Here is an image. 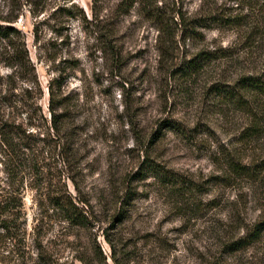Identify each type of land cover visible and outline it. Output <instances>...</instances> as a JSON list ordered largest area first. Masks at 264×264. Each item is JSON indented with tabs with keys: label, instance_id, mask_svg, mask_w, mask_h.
Returning a JSON list of instances; mask_svg holds the SVG:
<instances>
[{
	"label": "rangeland",
	"instance_id": "rangeland-1",
	"mask_svg": "<svg viewBox=\"0 0 264 264\" xmlns=\"http://www.w3.org/2000/svg\"><path fill=\"white\" fill-rule=\"evenodd\" d=\"M249 3L0 0L2 12L18 14L14 24L26 37L42 114L51 116V85L62 115L56 130L33 108L0 105L1 125L23 122L35 149L29 170L15 162L19 150L0 141V188L20 192L24 224L14 223L25 230L11 243L0 227V264H39L42 251L50 264H78L80 257L87 264H264V233L237 249L228 246L264 212L263 185L213 179L225 168L216 161L223 146L245 161L264 152V131L239 141L247 114L214 91L217 83L232 86L246 73H262L248 72L256 56L239 50L247 25L196 27L189 36L170 20L176 12L256 14ZM144 8L162 14L163 23ZM225 47L231 49L220 51ZM200 50L214 52L212 58L197 72H176ZM8 73L0 66L1 83ZM25 86L18 81L17 91ZM168 122L182 131L165 127ZM148 164L176 183L150 173L136 178ZM127 185L133 199L122 207ZM70 202L81 221L67 219Z\"/></svg>",
	"mask_w": 264,
	"mask_h": 264
},
{
	"label": "trees",
	"instance_id": "trees-1",
	"mask_svg": "<svg viewBox=\"0 0 264 264\" xmlns=\"http://www.w3.org/2000/svg\"><path fill=\"white\" fill-rule=\"evenodd\" d=\"M250 6L254 9L256 14L245 16L242 14H226L216 13L208 11L205 14L197 17L186 18L181 12H176L178 17L175 19L173 16L170 18L171 21L177 25L182 26V32L191 36L193 30L196 27H219L225 25H236L241 27L242 23L247 25L244 36L239 37L238 41L240 45L239 50L245 57L256 56L253 65V69L248 72H262L260 74L246 73L243 76L235 80L234 84H216L215 92L220 96L225 97L230 102H235L239 107L244 110L249 119L248 124L241 129L238 133V139L244 142L248 139H254L261 136L264 131V0H249ZM240 2L237 4V6ZM72 5V4H71ZM131 5V4H129ZM247 6V5H246ZM41 8L40 11L43 10ZM148 17L156 19L158 22L163 23V15L155 10L144 8ZM58 11L64 14H69L70 9L67 6H58ZM18 14L14 10L2 12L0 10V66L7 68L9 73L5 76L6 82H0V105L7 103H14L15 105L20 104V107H26L28 109L33 108V112L39 113V117L43 122H49L53 124L54 129H58L57 122L62 119V115H59L55 106L59 102L55 101V92L50 85L48 87V111L51 115L49 119L42 114L38 100L42 96V90L35 78L34 68L30 62L29 52L26 46V37L24 33L15 26V21ZM84 17V16H83ZM179 20V23L177 22ZM193 29V30H192ZM195 31V30H194ZM186 36V35H185ZM229 48H220V51L226 52ZM214 53V52H212ZM208 50L198 51L192 58L187 59L182 65L179 66L176 72H197L202 63L205 60L211 59ZM255 66H259L256 69ZM255 67V68H254ZM2 79V76H0ZM24 80L26 86L22 88L20 92L17 91L18 81ZM165 127L174 129L181 132L183 127L180 124L168 122L164 124ZM50 128V125H49ZM34 137L32 131L28 130L23 122L16 121L13 118L7 119L4 124L0 123V141L4 145L14 148L20 151V154L15 153V162L18 161L20 165L31 170L34 167L30 152H34L33 141ZM236 153H232L228 148L222 147L220 151H217L216 161L223 162L225 168H221L222 174L213 176L215 181L228 182L232 178H248L253 181L254 184L263 185L264 187V152L255 153L252 160H243L241 157H237ZM252 155V154H251ZM17 163V164H18ZM17 166V165H16ZM24 167V168H26ZM150 173L152 176L163 177L164 180L170 183H176L177 178L172 174H161L160 170L156 169L154 165L148 164L144 172L142 169L137 171L135 174L136 178L142 179ZM22 178V177H21ZM22 180V179H21ZM23 184H21V187ZM8 187H10L8 185ZM20 192H14L6 190V188H0V227L4 230V234L1 235L3 239H16V235L21 231L25 233L24 228H20L15 224L16 219H21L23 214V204L20 202ZM18 194V195H17ZM133 197V190L129 185L124 188L123 195L121 196L122 207L127 201H130ZM19 199V200H18ZM17 200L18 204H14ZM70 210L67 214V219L70 221L84 218L79 215L78 206L70 202ZM24 224V220L21 219V225ZM264 233V212L261 213L260 218L252 223L250 230H247V234L240 236L238 239L228 244L231 249H237V247L244 246L254 239L259 238ZM101 260H105L100 248H97ZM39 264H50V259L45 252H39L36 257ZM78 264H87L83 258L80 257ZM58 264V263H55ZM60 264H74L71 263H60ZM88 264H93L89 262Z\"/></svg>",
	"mask_w": 264,
	"mask_h": 264
}]
</instances>
